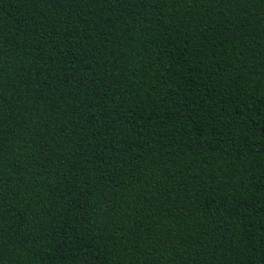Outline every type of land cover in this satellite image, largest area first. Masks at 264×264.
Returning a JSON list of instances; mask_svg holds the SVG:
<instances>
[{
    "label": "trees",
    "instance_id": "16d2710c",
    "mask_svg": "<svg viewBox=\"0 0 264 264\" xmlns=\"http://www.w3.org/2000/svg\"><path fill=\"white\" fill-rule=\"evenodd\" d=\"M0 264H264V0H0Z\"/></svg>",
    "mask_w": 264,
    "mask_h": 264
}]
</instances>
